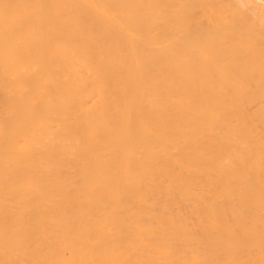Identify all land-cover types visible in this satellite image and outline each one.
I'll use <instances>...</instances> for the list:
<instances>
[{
	"label": "bare ground",
	"instance_id": "1",
	"mask_svg": "<svg viewBox=\"0 0 264 264\" xmlns=\"http://www.w3.org/2000/svg\"><path fill=\"white\" fill-rule=\"evenodd\" d=\"M0 264H264V0H0Z\"/></svg>",
	"mask_w": 264,
	"mask_h": 264
}]
</instances>
